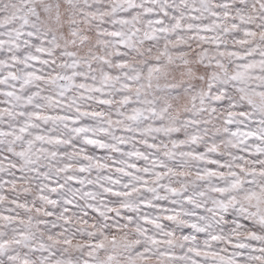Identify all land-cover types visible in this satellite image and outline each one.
<instances>
[{
    "label": "snow or ice",
    "instance_id": "1",
    "mask_svg": "<svg viewBox=\"0 0 264 264\" xmlns=\"http://www.w3.org/2000/svg\"><path fill=\"white\" fill-rule=\"evenodd\" d=\"M0 264H264V0H0Z\"/></svg>",
    "mask_w": 264,
    "mask_h": 264
}]
</instances>
